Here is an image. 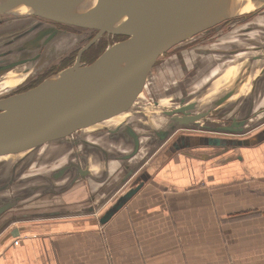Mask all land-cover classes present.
I'll return each instance as SVG.
<instances>
[{
	"label": "crops",
	"instance_id": "crops-1",
	"mask_svg": "<svg viewBox=\"0 0 264 264\" xmlns=\"http://www.w3.org/2000/svg\"><path fill=\"white\" fill-rule=\"evenodd\" d=\"M222 36L223 40L234 37ZM258 52L242 54L238 60L236 56L219 73L211 70L203 80V87L211 88L198 103L206 105L224 91L222 86L253 58L263 60V52ZM256 77H238V90L227 99L228 106L212 109L203 119L211 127L189 128L199 132L173 147L168 139L152 148L142 138L138 150L131 153L136 142L122 140L125 130L114 134L118 120L107 122L100 131L102 138H92L97 144L92 148L101 147L103 153L90 147L87 152L81 144H72L62 153L55 151L53 143L47 151L41 147L32 164L39 162L47 170L30 176H45L46 184L55 180L21 203L39 201L38 212L43 215L14 221L0 232V264H264V78ZM217 84L219 89H214ZM241 128L246 129L237 133ZM208 136L221 137L225 143L211 144ZM121 165L128 168L126 175L134 172L128 179L144 169L145 181L101 222L128 179L123 181L125 175L112 190L103 189L102 183L112 179ZM63 166L69 169L56 179L55 171ZM80 167L87 171L81 173Z\"/></svg>",
	"mask_w": 264,
	"mask_h": 264
},
{
	"label": "water",
	"instance_id": "water-1",
	"mask_svg": "<svg viewBox=\"0 0 264 264\" xmlns=\"http://www.w3.org/2000/svg\"><path fill=\"white\" fill-rule=\"evenodd\" d=\"M83 1L0 0V13L37 15L99 31L79 51L75 63L29 90L0 99V180L5 181L7 174L8 181L19 178L12 170L16 172L17 166L31 165L38 158V150L51 142L60 153L72 144L86 146L87 152L95 149L103 153L101 147L92 148L94 140L87 136L95 128L104 126L103 123L109 125V120L116 119L114 124L118 120L113 126L114 134L125 130L122 140L136 142L131 153L138 150L142 138L155 148L180 128L211 127L203 119L212 109L228 106L227 99L238 89L214 96L206 105H200L198 98L211 87L205 85L195 92L196 99L190 98V94L174 108L166 109L158 104L142 113L143 107L133 108L139 88L158 58L176 45L227 19L264 8V0H90L88 4ZM104 32L125 38L108 45L91 63L81 64L83 50ZM244 76L242 79H247ZM103 136L101 132L94 135ZM207 141L225 143L217 136H208ZM68 169L69 166H63L55 171V178L62 177ZM85 170L80 167L81 173ZM133 173H127L123 181ZM34 179L36 183L25 185ZM53 180L46 184L45 176H30L19 182L17 187H21L8 193L1 190L5 185H0V215L20 205L25 198L39 195ZM144 181L145 178L122 194L100 221L106 222Z\"/></svg>",
	"mask_w": 264,
	"mask_h": 264
},
{
	"label": "flooded vegetation",
	"instance_id": "flooded-vegetation-1",
	"mask_svg": "<svg viewBox=\"0 0 264 264\" xmlns=\"http://www.w3.org/2000/svg\"><path fill=\"white\" fill-rule=\"evenodd\" d=\"M98 33L99 31L95 29L67 25L37 15L0 13V79L8 78V80H10V78L23 76L21 81L11 88H8V90L0 88V99L29 90L47 77L75 63L79 51L87 46ZM239 33L242 35L238 36ZM60 34L78 37L77 42L69 52L60 57L58 61L43 63L48 52V47L55 42L54 40H56ZM224 34H229L234 37L223 40L224 37L222 35ZM117 36L118 35L108 34L106 32L102 33L95 42L91 43L83 50L81 54V64L91 63L97 57L93 58V54L90 55L92 49L104 43L105 49L108 45L120 40ZM208 48L212 49L203 51ZM227 48H230L231 52L227 51ZM259 50L263 52V60H261L260 57L253 58V60L248 63V66L240 70V78H242L246 72L247 76L245 75L244 78L256 77V75L252 76L255 71L260 72L256 79L264 78V8L227 19L206 31L196 34L186 42L176 45L158 58L159 63L157 62L158 60L155 62L150 74L151 77L154 78L153 74H156V68L160 69L167 60L163 58L164 56L179 59L183 70L185 69L184 64L187 65L186 58H189L193 69L187 73L189 76H187L185 80V84L189 85L192 81L205 80V78L208 77V73L211 74V70L214 68L217 73H219V69L226 63L234 60L236 56H239L237 58L238 60L243 56L242 54H256ZM259 55L261 56L260 53ZM253 86H251L250 91L254 90ZM168 89L169 88H167V90ZM233 89L234 87L232 90ZM262 90H264V86ZM179 93L182 94L183 92L179 90ZM185 93H187V91ZM165 95L170 96L168 93ZM172 96L173 95L167 98H171ZM217 111L219 112V110ZM218 120L219 119H217V121ZM216 124H219V121ZM103 125V128L99 127V130L95 129L90 133V139L94 138L97 132L107 128L105 123H103ZM193 130L194 132H192ZM197 130H178L167 141L168 146L173 147L176 143L182 142L186 138L190 139L191 134L195 135L199 132ZM79 134L81 133L79 132ZM71 136L73 137L74 134ZM197 138L200 139L201 137ZM52 143L53 142L44 146L45 148L43 151H47ZM55 164L60 166L61 163L57 162ZM118 169L119 172L114 175L112 179L102 183L103 189L112 190V188H115L116 184L122 180L126 175V171H128L125 165H121ZM144 178H146V172L144 169H141V171L137 172L132 178L123 183L120 187V190H123V192L116 196L115 202L122 194L135 187ZM16 181V179L8 181L7 186L1 190H16ZM109 183L112 185H110V187L106 186ZM6 213H8V210L0 215V228L1 226L5 227L7 224V226H9L11 218L16 216L15 211L7 215Z\"/></svg>",
	"mask_w": 264,
	"mask_h": 264
},
{
	"label": "rangeland",
	"instance_id": "rangeland-1",
	"mask_svg": "<svg viewBox=\"0 0 264 264\" xmlns=\"http://www.w3.org/2000/svg\"><path fill=\"white\" fill-rule=\"evenodd\" d=\"M77 39H78V37H75V36H70V35L67 36L64 34H60L56 38V40H54L55 42L50 47H48V52H47L46 58L44 59L43 63H50L52 61H58V59L60 57H62L64 54L69 52V50L77 42ZM163 58L167 59L166 60L167 62L165 61L164 65L161 66L160 69L156 68V70H155L156 74H153L154 78L151 77V75L146 76L145 81H143V83H142V87H143L142 91H139V93L137 94L140 98H138V97L135 98L136 101L133 104V108L135 107L137 109V107H139V108L143 107V109H141L142 113L143 112L145 113L146 111L151 110L152 107H157L158 104H160V106H164V108H166V109H171V108H173L172 106L175 105V103H178L180 101L181 98H186L187 96L189 97V95H188L189 90L191 92H193V93H191L190 98H194L196 96L195 92L203 89L204 81H201V80L200 81L198 80L197 82H192L189 85L185 84L186 83V81H185L186 77L189 76L187 73L193 70L191 62L188 61L187 65L184 64L185 69L183 70L181 68L179 59L171 57L172 59H175L178 62L177 64H179V65L177 66V64H173L171 62V60H170L171 58H168L167 56H164ZM186 59H188V58H186ZM157 62L159 63V60ZM239 76H241V73L238 71L235 74L232 81H229L222 86V87H225V90L222 89L224 91L221 90L222 92H219L216 96L223 94L225 91H227L228 88L231 90L232 87L234 86V84L235 85L238 84L239 80L237 78ZM22 78H23V76L10 78V80H8V78H2V79H0V88L3 90H8V88H11L16 83L21 81ZM218 80H215L213 82V84L218 82ZM194 85L196 87H198L197 90L193 89V88H195ZM167 88H169V89L167 90ZM215 88H216V86H215ZM179 90H181L183 93L182 94L179 93ZM186 91H187V93H185ZM166 93H168V95L170 94V96L171 95H173V96L171 98L167 99L166 97H170V96H166L165 95ZM195 99H196V97H195ZM129 110L130 109H128V111ZM115 120L116 119H113L112 121H115ZM109 121H111V120H109ZM263 122H264V120L261 123H263ZM204 124H205V122H204ZM204 129H207V128H204ZM199 130H201V129H199ZM211 132H213V131H211ZM46 170H47V168L45 166H43L41 163L34 162L31 167H30V164L27 165L26 167L17 166L16 172H14V170H12V174L15 177L17 175L19 178H21V177L26 178L32 174H38L40 172H45ZM50 172H52V171H50ZM7 175L9 176V174H7ZM8 176H6L5 181H4V178L2 180H0V185L4 184L5 185L4 188L8 184V179H7ZM18 184H19V182L16 183V185H18ZM32 184H34V182ZM22 186L25 187L24 184ZM19 187H21V185L18 186L17 188H19ZM8 191L9 190H5V193H8ZM107 198H108V196H107ZM38 202H35V203L29 202L26 205H23L24 203H21L20 205L16 206L17 207V209H15L16 216L11 218L10 224H12L14 221H23V220H29V219H33V218L42 217L43 214H40L42 212H40V213L38 212V210L41 206V204H39ZM34 206H37V207H34ZM13 212H14V210H13ZM65 212L66 211H64V213ZM9 213L10 212L6 213V215ZM7 225L5 226L6 228L8 227ZM5 227L1 226V228H0L1 232L4 229H6Z\"/></svg>",
	"mask_w": 264,
	"mask_h": 264
},
{
	"label": "trees",
	"instance_id": "trees-1",
	"mask_svg": "<svg viewBox=\"0 0 264 264\" xmlns=\"http://www.w3.org/2000/svg\"><path fill=\"white\" fill-rule=\"evenodd\" d=\"M117 38L118 39H124L125 36L119 35V36H117ZM104 46H105V43L102 44L101 46L97 47V48L92 49V52L90 53V55L93 54V56H92L93 58L98 56V54L104 50Z\"/></svg>",
	"mask_w": 264,
	"mask_h": 264
},
{
	"label": "bare ground",
	"instance_id": "bare-ground-1",
	"mask_svg": "<svg viewBox=\"0 0 264 264\" xmlns=\"http://www.w3.org/2000/svg\"><path fill=\"white\" fill-rule=\"evenodd\" d=\"M89 1H90V0H84V1H83V4H88ZM59 23H60V22H59ZM67 25H68V24H67ZM218 85H219V84L216 85V88H217V89H219V88L217 87ZM216 88H214V89H216Z\"/></svg>",
	"mask_w": 264,
	"mask_h": 264
}]
</instances>
